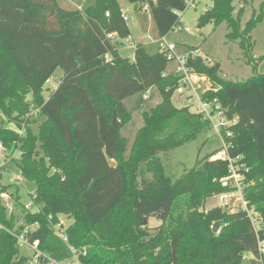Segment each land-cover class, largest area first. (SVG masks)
I'll return each mask as SVG.
<instances>
[{
    "label": "trees",
    "instance_id": "trees-1",
    "mask_svg": "<svg viewBox=\"0 0 264 264\" xmlns=\"http://www.w3.org/2000/svg\"><path fill=\"white\" fill-rule=\"evenodd\" d=\"M194 1L128 0L136 10L150 8L161 38ZM247 1L212 0L198 26L226 23L228 41L239 43L255 69L251 34L262 13L245 27L244 8L234 15L235 3ZM131 35L120 0H95L85 10L64 9L58 0H0V144L10 157L20 152L21 175L36 186L31 211L21 203L20 187L3 183L0 167V264L33 261L21 254L16 237L26 230L43 253L37 264H72L76 254L81 264H243L248 253L251 264H264V73L228 81L220 77L219 63L188 59L191 71L210 79L203 98L217 99L229 119L237 118L230 156H241L246 168V208L201 212L207 199L236 191L222 183L229 163L213 159L214 153L176 181L165 174L160 155L212 126L190 106L174 105L182 75L168 73L167 52L152 55L138 44L133 59L120 54L115 41ZM59 69L61 82L45 98L47 81ZM153 87L162 101L144 114L126 159L121 129L132 115L124 101ZM39 119L36 133L32 126ZM4 193L22 207L18 215L2 203ZM61 216L73 221L67 242L53 230ZM151 218L161 225L150 228Z\"/></svg>",
    "mask_w": 264,
    "mask_h": 264
},
{
    "label": "rangeland",
    "instance_id": "rangeland-1",
    "mask_svg": "<svg viewBox=\"0 0 264 264\" xmlns=\"http://www.w3.org/2000/svg\"><path fill=\"white\" fill-rule=\"evenodd\" d=\"M58 2L62 8L67 10H85L87 7L95 4V0H58ZM121 3L124 11L131 8V4L128 0H121ZM189 4H191V2ZM212 6V0H195L192 6L181 14V23H179L167 37L168 42L175 45L174 52L177 57L187 58L190 52L197 50L200 54H203L202 59L205 64L214 65L219 63L221 65L219 75L221 78L228 81H246L257 74L264 73V59L261 61L258 60L264 56V0H248L247 3H235V16L244 8L242 27H245L255 12H257V14L262 13L260 22L251 34L253 57L256 60L255 69L253 65L249 66L247 64V60L244 58L239 43L228 41L227 34L229 33V29L226 23L221 24L219 27H216L214 23H210L203 28H199V17ZM127 16L129 17L128 25L134 35V39L124 42H115L120 54L125 58L132 59L136 44H142L146 51L152 55L161 51L163 48V40L159 36L152 20L151 11H137L133 8L128 11ZM179 68L180 65L178 60H171L168 65V72L173 70L177 71ZM201 76L210 81L208 77ZM62 77L63 71L59 69L54 77H52L53 84H47L45 87V98H49L50 94L58 88ZM146 95L148 96L147 99L144 98ZM191 96H193L192 101L194 104V106L191 107V111L194 112L199 101L196 96L193 95V92L184 86H181L180 89L175 92L172 100L177 108H184L189 105L188 100ZM161 101L162 97L158 87H153L146 92L137 94L124 101L125 107L132 115V120L121 129V136L126 139V152L124 155L126 159L130 156L138 130L145 125L144 114L157 107ZM41 122L42 120L39 119L37 123L33 124L32 129L34 132H38ZM23 132L24 131H20V134L22 135ZM221 151H223L221 140L216 136L214 130H210L208 133L199 135L196 140L168 153H162L160 156L163 159L165 174L173 181H176L187 171L191 170L198 159H203L208 155ZM20 164L21 158L19 151L15 152L12 157H10L7 152L4 157L0 155V167L4 170L3 183L5 185L14 184L20 187L21 203L27 205L32 203V195L35 192L36 186L34 183L26 181L20 184L18 180V178H22L19 168ZM224 179H222V183L228 185L229 183H225L223 181ZM231 187H235L236 191L216 195L207 199L204 204V212L217 207H221L228 212H237L241 208H245L246 202L243 198V191L246 187L245 183H243L242 180L239 187ZM12 192H14V190ZM224 195H229V203L227 204L225 203ZM1 199L10 213L15 212V214L18 215L21 212L20 210L22 207L17 208L16 200L11 194H2ZM34 210L35 208L32 207L31 211ZM60 218L63 220L66 227L73 222L66 216H61ZM254 222L259 226L260 223L256 217L254 218ZM160 225L161 221L156 218H151L149 220V227L152 229ZM20 250L22 255L33 258L31 249L20 246ZM253 258L254 255L252 253L246 254L243 264H251Z\"/></svg>",
    "mask_w": 264,
    "mask_h": 264
},
{
    "label": "built area",
    "instance_id": "built-area-1",
    "mask_svg": "<svg viewBox=\"0 0 264 264\" xmlns=\"http://www.w3.org/2000/svg\"><path fill=\"white\" fill-rule=\"evenodd\" d=\"M190 3V2H189ZM192 3L189 4L192 6ZM107 17H109V14H106ZM124 19L125 21H129V17L124 14ZM112 37V36H111ZM163 40V48L161 51H165L168 53V58L169 60H174L177 59L180 65L179 70H177V74L182 75V80H181V86H184L185 88L189 89L190 91L193 92V95L196 96L198 99L199 103L196 106L194 113L201 115L204 120L208 121L211 123L212 130H214L216 136L221 140L222 146H223V151L218 152L213 159H219V160H224L228 161L229 163V176L226 177L223 181L225 183H229L231 186H240V182L244 180V175L241 173V171L245 170V165L242 163V157L238 156L236 158H232L230 156V149L232 148V142L231 139L234 136V132L232 130V127L237 124L238 120L237 118L229 119L226 110L221 106L219 101L217 99L214 100H205L203 98V95L207 92H200L199 86L196 85V83L193 82L192 76L194 73L193 71L190 70V68L187 66L188 59H197L201 57L200 53L197 50H194L190 52L189 56L186 58H178L177 55L175 54V45L173 43L168 42L167 37L162 38ZM126 41H129L126 40ZM199 75V74H198ZM47 84H53L52 78L47 81ZM209 91V90H208ZM145 99L148 98L146 95L144 97ZM193 96H191L188 100V106L192 107L194 106L193 104ZM6 149L5 147L0 144V155L5 156ZM235 162H238V165H235ZM20 184L22 182H25L24 178H18ZM224 200L225 203H229V195H224ZM225 205V204H224ZM33 202L31 204L26 205V209L31 210L33 207ZM226 206V205H225ZM247 206V205H246ZM245 206V208H246ZM37 227L36 225L31 226V230H34ZM68 227L65 226L63 220L59 218V222L55 225H53V230L54 233L62 239L64 242H67V235H66V230ZM28 231H24L21 235H18V242L21 247H27L32 250L33 252V261L31 264H37L38 259L43 256V253L39 250V241L31 242L28 237H27ZM264 252V249H262ZM72 252L75 254V250L72 248ZM84 256H86V253H83ZM72 264H81L78 261V256L77 254L74 256L72 260Z\"/></svg>",
    "mask_w": 264,
    "mask_h": 264
},
{
    "label": "crops",
    "instance_id": "crops-1",
    "mask_svg": "<svg viewBox=\"0 0 264 264\" xmlns=\"http://www.w3.org/2000/svg\"><path fill=\"white\" fill-rule=\"evenodd\" d=\"M120 6H121V8H122V11H123V13L124 14H126V12H127V15H128V11H130V9H135V6H133V5H131V8H129V9H127V11L125 10L124 11V9H123V5H122V3H121V0H120ZM79 10H82V9H79ZM136 10V9H135ZM142 10H150V8L148 7V6H145ZM142 10H137V11H142ZM151 11V10H150ZM151 17H152V14H151ZM152 20H153V18H152ZM153 22H154V20H153ZM128 23V22H127ZM155 24V23H154ZM131 30V29H130ZM132 32V31H131ZM131 39H134V35H133V33H132V35H131V37H130V39H129V41L131 40ZM117 41H120V40H116L115 42H117ZM138 44H136L135 46H137ZM144 47V46H143ZM135 49V48H134ZM201 55V58H202V56H203V54H200ZM134 58V56L132 57V59ZM177 71L175 70H173V71H170V72H168L169 74H171V73H176ZM192 79H193V82L194 83H196V85L197 86H199V88H200V92H202V93H204V92H206V91H208V90H210L211 89V82L209 81V80H206L204 77H202L201 75H198V74H193V76H192Z\"/></svg>",
    "mask_w": 264,
    "mask_h": 264
},
{
    "label": "water",
    "instance_id": "water-1",
    "mask_svg": "<svg viewBox=\"0 0 264 264\" xmlns=\"http://www.w3.org/2000/svg\"><path fill=\"white\" fill-rule=\"evenodd\" d=\"M210 9H208V10H210ZM29 100H31V99L29 98ZM113 124L115 126H119L120 125L115 117L113 119ZM201 212H204V205L201 207ZM219 228H220V224L219 223H216L215 226H214V228H213V231L216 233L219 230Z\"/></svg>",
    "mask_w": 264,
    "mask_h": 264
}]
</instances>
